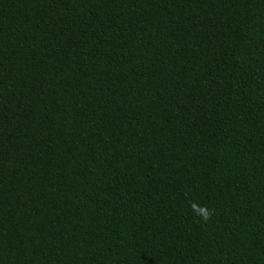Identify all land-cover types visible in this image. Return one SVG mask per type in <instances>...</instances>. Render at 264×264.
<instances>
[{"label":"trees","instance_id":"obj_1","mask_svg":"<svg viewBox=\"0 0 264 264\" xmlns=\"http://www.w3.org/2000/svg\"><path fill=\"white\" fill-rule=\"evenodd\" d=\"M0 264H264V0H0Z\"/></svg>","mask_w":264,"mask_h":264},{"label":"clouds","instance_id":"obj_2","mask_svg":"<svg viewBox=\"0 0 264 264\" xmlns=\"http://www.w3.org/2000/svg\"><path fill=\"white\" fill-rule=\"evenodd\" d=\"M201 216H202L204 219H207L208 214H207V212L205 211V212H202V213H201Z\"/></svg>","mask_w":264,"mask_h":264}]
</instances>
